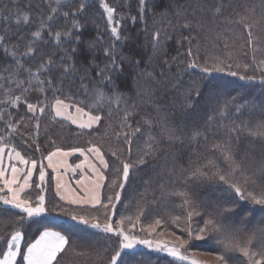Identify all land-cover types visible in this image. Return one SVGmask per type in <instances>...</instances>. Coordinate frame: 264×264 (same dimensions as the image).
Listing matches in <instances>:
<instances>
[{"label":"snow or ice","instance_id":"snow-or-ice-1","mask_svg":"<svg viewBox=\"0 0 264 264\" xmlns=\"http://www.w3.org/2000/svg\"><path fill=\"white\" fill-rule=\"evenodd\" d=\"M261 2L264 3V0ZM137 3V14L129 15V20L133 25L138 20L143 22V31L147 36L146 16L148 9L154 8L155 4L149 3V0H137ZM14 6V13L0 14V20L5 22L0 27V51L5 58L4 66L0 68V105H3L0 125L5 129V134L0 136V205L18 210L19 215L11 222L13 228L9 230L8 237L0 236V264H62L69 253L84 255L82 251H77L76 241L69 235L49 228L28 239L27 233L22 230L24 224L29 221L36 223L40 217L53 212L67 215L79 224L114 237L116 246L107 256L106 264H129L126 254L134 252L139 246L166 253L179 264H200L195 259L190 260L189 246L193 241H206L209 238L221 246L215 255L218 264H264V155L259 163L253 164L245 156H240L234 147L239 145L242 138H247L249 143L264 148V106L247 120H241V116L247 113H242L240 107H236L234 113L240 123L227 126L224 138L211 144V158H206L196 167H189L186 175L182 169L178 178L179 187H173L170 191L161 190L159 198L146 187L140 199L134 202L135 213L121 215L114 223L116 207L121 204L125 188L131 187L130 177L135 176V169L147 164L149 158L155 159L165 146L183 144V136L176 126L154 121L148 115L140 117L136 103L129 104L131 98L119 90L116 81L125 73L126 66L124 58L118 55L116 42L123 38L117 27L119 21L115 19L118 10L110 6L107 0H100L99 6L106 14L107 24L111 26L113 41L104 45L103 36L97 35L87 42L83 50L81 34L84 25L80 20L87 17L85 10L91 7L88 0H80L75 5L65 0H48L47 16L41 17L37 27L30 32L20 27L32 24L30 8L21 9L15 0ZM62 7L68 10L62 11ZM73 7L75 11H72ZM222 7L223 4L217 6L215 12L219 14ZM255 11V7H245L244 15L237 13L239 19L233 21L229 18L228 21L239 24L243 29L241 54L249 57L250 62L241 63L231 50L223 56L201 58L199 41L192 33L199 35L197 30L204 27L205 21L197 19L195 14L187 15L184 9L174 11L176 19L167 21V28L161 26L153 30L149 42L154 56L165 51L177 29L181 31L175 42L185 48L183 59L176 56L163 58L167 67L159 74L160 77L163 78L165 72L171 70L173 63L179 69L181 79L184 73L188 77H198L183 88L179 96L182 111L199 104L205 95L208 102L227 96L229 99L218 110L220 117L227 118L228 105L235 103L237 96L229 91L231 83L215 79V73L242 81H258L264 86V39L254 33V24L249 22ZM57 15L68 23L54 30L53 21ZM161 15L168 13L163 11ZM120 19L123 20L124 16ZM12 23L17 28L13 29ZM216 39H221L219 34ZM223 39L224 49H229V37ZM49 41L62 52L61 55L54 56L44 49V44ZM193 44L197 47L195 52ZM98 45H104L103 61L97 57ZM82 51L86 52L87 59L78 66ZM140 66V60H135L131 65L135 68ZM141 75L156 78L147 69ZM66 81L69 82L67 85ZM66 87L69 92L65 91ZM73 88L78 89L82 99H74ZM33 93L40 94L38 102L29 100ZM21 106L31 114L33 120L35 131L31 141L36 144V152L40 151L36 143L41 128L40 118L46 110L53 122H67L75 125L80 134L88 135L92 134L94 128H100L105 115L111 116L114 111L122 113L117 129L113 131L116 144L109 149V155L115 158L119 166L109 173V160L105 158V152L92 141L88 142L90 146L87 148L63 150L57 147L39 160L26 159L13 143L16 135L23 136L20 126L24 118L14 122L11 110L18 111ZM136 117L139 119H133ZM157 124L160 125L158 133L154 132ZM202 135L197 130L193 138ZM142 136H147L145 147L132 159L133 142ZM203 138L208 139L207 136ZM52 143L55 144V141ZM124 152L128 154L127 158H122ZM76 154L83 160L69 163V157ZM47 169H51L55 178L51 209L45 195ZM34 174L38 176V183L33 181ZM69 174L76 177L75 187H70V181L65 179ZM209 182L220 186L216 191L221 195L208 200L197 197L198 186ZM34 183L38 189L35 196L30 191ZM160 200L173 206L171 213L166 217L153 213L145 216L147 206L158 204ZM165 236H170L171 240L163 239ZM136 264H144V261H137Z\"/></svg>","mask_w":264,"mask_h":264},{"label":"trees","instance_id":"trees-1","mask_svg":"<svg viewBox=\"0 0 264 264\" xmlns=\"http://www.w3.org/2000/svg\"><path fill=\"white\" fill-rule=\"evenodd\" d=\"M65 2L75 5L80 0H65ZM107 2L118 10L115 19L119 21L117 27L123 38L121 41L116 42L118 55L124 58L126 66L125 73L118 77L116 81L119 85V90L131 98L129 104L136 103L140 117L148 115L154 121H162L168 123L170 126H176L179 128L184 139L183 144L177 143L173 146H165L161 152L157 153L155 159L149 158L147 164L135 169V176L130 177L131 187L125 188L121 204L116 207V213L113 217L115 223L117 217L135 213L134 202L140 199L141 193L146 187L154 191L157 198H159L161 190L170 191L173 187H179L178 178L182 169L186 175L189 167H196L203 163L206 158H211V144L215 140L224 138L227 126L233 123H240V120L236 119L234 113L236 107H240L242 113H247V115L241 116V120H247L250 116L258 113L261 106H264V86L258 81H242L225 74L215 73L213 74L215 79L231 83L232 87L229 91L232 95L237 96L236 102L228 105L227 118L220 117L218 112L224 105L225 100L229 99L227 96L208 102L205 95L200 99L199 104H194L192 108L182 111L179 108V96L182 95L183 88H186L192 80L198 77L196 75L188 77L187 73H184L181 79L178 76L179 69L175 63L172 64L171 70L165 72L163 78L160 77L159 74L167 67L163 63V58L176 56L178 59H183L182 54L185 52V48L180 47L175 42L176 38H179L181 31L177 29L173 33L174 39L168 41L165 51L160 55L154 56L149 42L153 30L161 26L167 28V21H175L176 19L173 15L174 11L177 8L184 9L187 15L191 16L195 14L197 19L205 21L204 27L197 30L199 35H197V32L192 33L196 40L199 41V54L201 58L216 55L223 56L226 51L231 50L241 63L250 62L249 57L241 54L243 52L241 45L244 44V40L241 38L243 29L239 24L229 23L228 21L229 18L233 21L239 19L237 13L244 15L245 7H255L256 11L250 16L249 22L254 24V33L264 39V3L261 0H149V3H154L155 7L148 9L146 36L143 31V22L138 20L133 25L129 20V15L135 16L137 14V0H107ZM88 3L91 7L85 10L87 17L80 20V23L84 25V31L81 34V40L83 41L81 45L82 50L86 49L87 42L93 40L97 35L103 36L104 45L110 44L113 41L110 33L111 26L107 24L106 14L103 13L99 6L100 0H88ZM15 4H18L21 9L30 8L32 24L30 26H20L25 32L34 30L40 18L46 17L49 11L48 0H15ZM221 4H223L222 10L217 14L215 8ZM15 10L14 0H0V14H12ZM61 10L67 11L68 9L62 7ZM72 11H75L74 7ZM163 11H167L168 15H161ZM121 16H124L123 20L120 19ZM4 23L3 20H0V27H3ZM66 23L68 22L62 16L57 15L53 21L54 30H59ZM12 28L15 29L17 26L12 23ZM218 34L221 37L219 40L216 39ZM224 37H229L227 41L230 45L229 49H224L223 47ZM104 45L97 46V57L100 61L104 60L102 55ZM43 47L54 56L62 54L50 41L44 44ZM192 47L195 52L197 50L196 45L193 44ZM80 55L81 60L77 61L78 66L83 60L87 59L85 51H82ZM257 55L259 56L260 53H257ZM4 59L3 53L0 51V68L4 66ZM135 60L141 61L139 68L131 67ZM144 69L153 72L156 78L152 79L147 75H141ZM65 83L67 85L69 82L66 81ZM178 89H180L179 92L177 91ZM65 91L69 92V89L66 87ZM71 92L75 93L74 99L83 98L77 88L71 89ZM39 96V93H33L29 97V100L34 103L38 102ZM0 110H3V105H0ZM11 111L13 112L14 122H19L21 117L24 118L20 126V132L23 133V136L16 135L13 138V143L26 159L39 160L49 152L55 151L57 147L63 150L75 147L87 148L90 146L88 142L92 141V143L99 144L105 152V158L109 160V173L119 166L115 158L109 155V149L116 144L113 131L117 129L122 113L114 111L111 116L105 115L100 128H94L92 134L88 135L86 133L80 134V130L75 125H70L67 122H53L51 114L46 110L45 115L40 118L41 128L36 141L39 144L40 151L36 152L34 151L36 144L31 141V137L35 131L33 120L30 118L31 114L27 113L23 106L18 111L15 109ZM210 116L212 117L211 120L209 119ZM133 119H139V117ZM159 128L160 125L157 124L154 132L158 133ZM197 130L203 135L193 138V133ZM4 134L5 129L0 125V136ZM204 136H207L208 139L205 140ZM146 139L147 136H142L138 140H134L131 152L132 159L136 157L138 151L145 147L144 141ZM52 141H55V144ZM234 147L237 148L240 156H245L253 164L259 163L261 156L264 155V148H261L259 144L249 143L247 138H242L239 145H234ZM127 156L128 154L124 152L122 158H127ZM77 160L78 158L74 159V161ZM47 171V192L45 195L50 202L49 208L51 209L55 187L53 174L51 171ZM34 182H39L37 175ZM35 183L30 190L34 196L38 191L35 188ZM161 186H163V189ZM219 187V185L212 182L199 185L196 196L205 200L213 199L221 195L220 192L216 191ZM104 191L107 192V188ZM171 199L169 198V200ZM172 208L173 206L169 202L160 200L158 204H149L147 206L145 216L153 213L160 217H166L171 213ZM18 215V210L0 205V236L8 237L9 230L13 228L11 222ZM141 219L143 222L144 218L142 217ZM165 227H168V225H165ZM44 228L69 235L70 238L76 241L77 251L84 253V255L69 253L62 261V264H106L107 256L111 253V249L116 246L115 238H110V234L106 236L98 230L79 224L71 220L67 215L59 212H53L51 215L40 217L36 223L29 221L24 224L22 230L27 233L28 239H32ZM169 230L171 231L172 229L169 228ZM157 231H160V229H157ZM176 231L179 235V230L177 229ZM140 235L144 234L140 233ZM163 239L171 240V237L165 236ZM220 247L211 238L206 241H193L189 246V257L203 259L201 258L202 256H208L212 261L210 264H218L215 260V255ZM125 258L129 261V264H136L137 261H144V264H179V262L174 261L166 253L149 249H138L127 253ZM185 264H189V262H185Z\"/></svg>","mask_w":264,"mask_h":264},{"label":"crops","instance_id":"crops-1","mask_svg":"<svg viewBox=\"0 0 264 264\" xmlns=\"http://www.w3.org/2000/svg\"><path fill=\"white\" fill-rule=\"evenodd\" d=\"M75 158H78V160L74 161ZM82 160H83V157H79L78 154H76V155H73V156L69 157L68 162L69 163H80ZM6 163H7V161H6ZM45 163H46V161H45ZM47 170L51 171V169H47ZM78 175H79V173H77V176ZM35 177H36V175L34 174L33 175V181H34ZM53 179H54V187H55V178H54V176H53ZM65 179H68L70 181V187H75L76 186V184H75L76 177L75 176H72L71 174H69V176H66Z\"/></svg>","mask_w":264,"mask_h":264},{"label":"rangeland","instance_id":"rangeland-1","mask_svg":"<svg viewBox=\"0 0 264 264\" xmlns=\"http://www.w3.org/2000/svg\"><path fill=\"white\" fill-rule=\"evenodd\" d=\"M46 182H47V178H46ZM138 249H148V248H145V247H143V246H139V247H137L136 250H138ZM149 250H153V249H149ZM153 251H154V250H153ZM156 252H157V251H156ZM201 258H203V259H199V258H197V257H190V260H191V259H195V260L199 261L200 264H210V262H212L211 259H210L208 256H202Z\"/></svg>","mask_w":264,"mask_h":264}]
</instances>
